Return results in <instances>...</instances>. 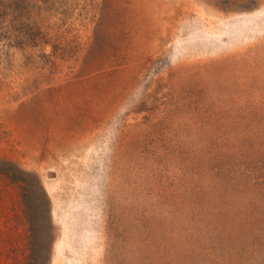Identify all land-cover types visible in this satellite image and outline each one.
Here are the masks:
<instances>
[{"label":"rangeland","instance_id":"rangeland-1","mask_svg":"<svg viewBox=\"0 0 264 264\" xmlns=\"http://www.w3.org/2000/svg\"><path fill=\"white\" fill-rule=\"evenodd\" d=\"M0 264H264V0H0Z\"/></svg>","mask_w":264,"mask_h":264},{"label":"trees","instance_id":"trees-1","mask_svg":"<svg viewBox=\"0 0 264 264\" xmlns=\"http://www.w3.org/2000/svg\"><path fill=\"white\" fill-rule=\"evenodd\" d=\"M32 29H33V32L32 33H31V31H29V32H26V34L27 35L32 34L33 35V38H34L36 36V34H37V32L35 30H38V29H37V27L36 28L33 27Z\"/></svg>","mask_w":264,"mask_h":264}]
</instances>
